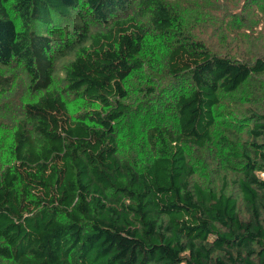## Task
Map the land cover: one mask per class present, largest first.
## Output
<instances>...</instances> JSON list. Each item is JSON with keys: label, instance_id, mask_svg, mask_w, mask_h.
<instances>
[{"label": "trees", "instance_id": "16d2710c", "mask_svg": "<svg viewBox=\"0 0 264 264\" xmlns=\"http://www.w3.org/2000/svg\"><path fill=\"white\" fill-rule=\"evenodd\" d=\"M226 4L0 0V264H264V0Z\"/></svg>", "mask_w": 264, "mask_h": 264}, {"label": "rangeland", "instance_id": "374dc122", "mask_svg": "<svg viewBox=\"0 0 264 264\" xmlns=\"http://www.w3.org/2000/svg\"><path fill=\"white\" fill-rule=\"evenodd\" d=\"M221 3H227L226 5L229 7V9L231 11H238L242 8V2L243 0H219ZM241 11V10H240ZM222 12V11H221ZM218 10L216 9V14H218ZM229 36L231 37V34H229ZM238 46L240 47L239 50L240 52H243L244 49L247 47V44H248V40L245 39H240L238 38ZM264 177V174L262 175Z\"/></svg>", "mask_w": 264, "mask_h": 264}]
</instances>
